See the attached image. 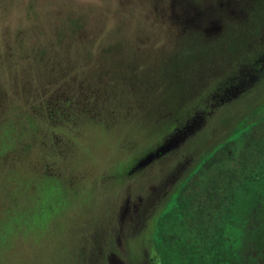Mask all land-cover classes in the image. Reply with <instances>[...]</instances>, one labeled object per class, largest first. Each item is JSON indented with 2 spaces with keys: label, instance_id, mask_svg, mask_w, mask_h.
Instances as JSON below:
<instances>
[{
  "label": "rangeland",
  "instance_id": "rangeland-1",
  "mask_svg": "<svg viewBox=\"0 0 264 264\" xmlns=\"http://www.w3.org/2000/svg\"><path fill=\"white\" fill-rule=\"evenodd\" d=\"M212 1L216 14L179 0H0V264H132L131 239L140 243L136 263H149L153 222L176 183L264 106V73L209 103L264 55L259 28L230 67L203 69L231 30L211 39L195 28L228 26L247 12L239 0ZM203 103L215 106L138 167ZM252 178L233 201L257 221L264 176ZM156 195L132 223L126 209Z\"/></svg>",
  "mask_w": 264,
  "mask_h": 264
},
{
  "label": "trees",
  "instance_id": "trees-1",
  "mask_svg": "<svg viewBox=\"0 0 264 264\" xmlns=\"http://www.w3.org/2000/svg\"><path fill=\"white\" fill-rule=\"evenodd\" d=\"M249 117L176 183L153 222L148 264H264V216L253 221L233 201L238 186L264 176V106ZM206 174L196 190V180ZM139 244L128 241L132 264H137Z\"/></svg>",
  "mask_w": 264,
  "mask_h": 264
},
{
  "label": "flooded vegetation",
  "instance_id": "flooded-vegetation-1",
  "mask_svg": "<svg viewBox=\"0 0 264 264\" xmlns=\"http://www.w3.org/2000/svg\"><path fill=\"white\" fill-rule=\"evenodd\" d=\"M180 2L183 6L182 9H193V10L194 9H205V12H209V13L212 12L213 14H216L217 11L215 9H218L213 4L212 0L208 1V4H203V3L200 4L197 0H179V3ZM239 3L243 9H247L245 16L241 20H238L237 22H231L230 23L231 25L228 24V26L226 22L222 23L223 25L220 27L213 26L215 25L214 22L212 23L208 22L207 25L208 24L212 25V27L210 28L207 27L206 29L195 28L200 32V34H203L205 37L211 38V39L221 38V35L223 34V32H225L227 28L231 30V35H229V37H231V40L228 41V43L230 44H228L227 41L225 42L219 41L218 45H216L217 47H215L216 51L209 50L211 51V52L208 51V54H210L209 58H213L214 60L212 61V64L210 65H207V66L203 65L204 66L203 69L204 68L211 69L213 67V69L216 72H219L221 63L223 64L226 63L225 65L226 68L230 67L233 62L232 55L234 54V50H236V48L239 47V50L241 51L246 47L247 44L250 45L251 40L252 41L254 40V36L256 34L257 29L260 28L262 32L264 31V0H239ZM188 13L189 12H187V14ZM189 16H192V15L189 14ZM187 22L189 23L190 21H187ZM243 23L244 24L247 23V25L244 27L238 26L239 24H243ZM234 24L236 25L233 26ZM192 29L194 28H191L188 25L185 28V30L183 29L184 39L182 38V43L184 41V45L185 43L189 44V42H187V39L189 40L188 33ZM180 50H182V48ZM217 58L219 59V61L216 63ZM263 73H264V55H262L261 57H258L257 60L254 62V65L251 68L241 71L240 75H238V78L235 79L232 82V84L230 85L227 84L225 87L223 88L219 87L217 90H215L214 92L217 95L212 97L211 102L214 101L216 104L218 102H222L226 96L231 95L234 92L238 93L240 89L242 90L243 86L247 87L250 85V83L247 84L248 81L250 80L253 81L257 79L258 77L263 75ZM205 74L206 73H203V74L199 73L200 81L204 79L207 80L208 77H206L207 75ZM210 106L213 107L215 105L214 104L205 105V107H203L202 109H199L200 111L194 110L193 113L194 112L195 113L192 117L190 116L192 113L188 115L191 118L189 119L186 118L183 122L184 126H182L181 128L175 129L176 130L175 134L178 132L175 135V137H180L181 140L184 139L188 135L189 131L193 129V126L195 124L197 125V123H200L204 119V114L208 112V110L206 109L207 107L209 109ZM159 197H160L159 195L158 196L156 195V197L154 198L147 197L145 200L142 198L137 199L138 200L137 204L136 203L131 204V206L126 209V214L130 217L129 220H131V222L133 223L135 220H141L142 218H145L147 211H148L147 210L148 207L155 204V201H157ZM123 213L124 214L122 215V218H121V222H122L121 233L123 237L125 238V208L123 209ZM122 248L124 250V255H125V240L122 244ZM110 260L111 259L109 257V262Z\"/></svg>",
  "mask_w": 264,
  "mask_h": 264
},
{
  "label": "water",
  "instance_id": "water-1",
  "mask_svg": "<svg viewBox=\"0 0 264 264\" xmlns=\"http://www.w3.org/2000/svg\"><path fill=\"white\" fill-rule=\"evenodd\" d=\"M180 140V137H173L169 141L164 142L155 151H153V153L149 154L146 158L141 160V162H138V167L150 162L152 159L159 157L165 152H168L169 150L173 149L179 143Z\"/></svg>",
  "mask_w": 264,
  "mask_h": 264
},
{
  "label": "bare ground",
  "instance_id": "bare-ground-1",
  "mask_svg": "<svg viewBox=\"0 0 264 264\" xmlns=\"http://www.w3.org/2000/svg\"><path fill=\"white\" fill-rule=\"evenodd\" d=\"M132 244V243H131ZM134 248L136 249V246H134ZM127 249V248H126ZM127 252V251H126ZM128 257H129V254H128Z\"/></svg>",
  "mask_w": 264,
  "mask_h": 264
}]
</instances>
